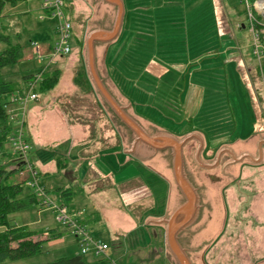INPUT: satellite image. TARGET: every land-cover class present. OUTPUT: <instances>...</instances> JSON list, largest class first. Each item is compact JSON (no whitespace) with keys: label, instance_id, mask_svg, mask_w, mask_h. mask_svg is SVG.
Returning a JSON list of instances; mask_svg holds the SVG:
<instances>
[{"label":"rangeland","instance_id":"obj_1","mask_svg":"<svg viewBox=\"0 0 264 264\" xmlns=\"http://www.w3.org/2000/svg\"><path fill=\"white\" fill-rule=\"evenodd\" d=\"M42 1L19 0L4 6L0 33L22 46V58L0 68V76L15 83L40 68L59 70L56 86L38 92V99L27 107L23 129L29 144L27 161L45 173L38 177L37 185L51 199L59 202L55 189H71L76 194L67 205L69 210L99 215L100 220L90 221L86 230L108 249L98 256L80 254L79 240L69 228L57 224L50 210L34 206L11 214L10 224L35 231L33 240L51 233L59 234L60 240L45 241L40 254L1 264H47L73 256H81L83 264H175L163 246L161 226H154L163 218L157 214L166 200V185L157 178L159 174L170 186L166 210L181 199L171 179L169 153L152 155L156 156L158 175L145 172L142 163L126 160L120 149L139 144L133 145L131 132L97 93L86 69L84 39L102 19L94 17L91 2L86 6L78 0H65L64 12L71 23L69 53L57 55L55 63L47 65L48 47L57 38V21L41 10ZM252 4V0H136L139 7L131 9L134 4L126 3L120 34L106 51L109 63L111 49L116 52L117 87L107 70L105 54L100 48L96 52L94 67L103 86L120 106L127 107V113L145 132L178 137L193 129L192 134L178 139L193 133L198 137L182 147L201 204L196 223L179 235L192 264H264V55H257L264 50V19L260 16L257 21L262 29L255 37L251 31L255 20L249 17ZM32 44L43 50L42 60L32 58ZM80 63L88 81L85 88L74 83ZM19 124L11 123L12 129ZM209 140L215 149L207 150L202 159L201 150ZM260 144L262 158L258 162L244 157L231 163L226 154L215 160L225 147L236 155L247 150L256 159ZM10 145L2 146L0 160L9 164L4 167L10 171L7 182L21 183L25 173L11 171L16 163ZM195 157L212 168L200 169ZM85 159L110 170L112 178L81 186ZM140 184L152 192L151 198L139 189ZM29 193L33 188L23 183L21 196Z\"/></svg>","mask_w":264,"mask_h":264},{"label":"trees","instance_id":"obj_2","mask_svg":"<svg viewBox=\"0 0 264 264\" xmlns=\"http://www.w3.org/2000/svg\"><path fill=\"white\" fill-rule=\"evenodd\" d=\"M17 1L19 0H0V15L6 4L13 5ZM257 21H259L258 17H256L254 21L255 31L262 29L261 25L258 24ZM259 37H263V35L260 34ZM0 43L2 44V48L0 50V68L17 64L22 58V46L19 44H13L10 41L9 36L2 32L0 33ZM114 51L115 50L111 49L110 63L107 60L105 52V64L107 66L108 72L111 75V80L114 82L115 86H119L114 81V74L117 71L115 68L116 65L114 63L116 52ZM261 52L262 55H264V50H261ZM84 71L83 65L80 63L79 69L77 70L74 78V83L81 88H85V86L88 85ZM31 75L32 73L25 76L23 75L21 81L15 83L5 80L3 76H0V157L2 155V146L6 142H9L15 130L12 129L8 120L9 114L6 110L7 101L5 99L9 94L21 89L23 84L25 86ZM119 76L123 78L122 75L119 74ZM58 80L59 70L53 69L50 72L45 71L44 75L42 76V81L39 83L37 92H48L52 90L58 83ZM262 81L264 83V75L262 76ZM191 131H193V129L180 133L177 138ZM210 145L211 142L209 140L206 150H210L211 148L215 149ZM3 162L4 161L0 160V264L6 260H18L40 254L43 252V243L45 241L57 238L59 236L58 234H51L49 237L44 239L33 240V238L37 236L35 231L29 230L25 225L18 226L15 224H10L9 216L13 213L20 212L34 206H38L40 210L43 208L39 206V203L33 193H29L26 196H21L22 184L26 182V177L21 183L10 184L7 182L10 171H5L4 167L9 164L7 162ZM15 163L16 164H12L14 167L11 169V171L19 173L23 171L22 164L20 165V163L16 160ZM58 164L62 165V161L59 160ZM53 194L55 199L59 201V204L67 206L68 203L73 199L76 192L71 189L58 188L53 191ZM91 220L95 222L96 217L91 218ZM79 222L86 228V225L90 222V215L86 216L82 214L79 218ZM47 264H83V259L81 256L61 257Z\"/></svg>","mask_w":264,"mask_h":264},{"label":"built area","instance_id":"obj_3","mask_svg":"<svg viewBox=\"0 0 264 264\" xmlns=\"http://www.w3.org/2000/svg\"><path fill=\"white\" fill-rule=\"evenodd\" d=\"M65 0H43L40 8L47 16L56 19L55 33L56 40L52 47H48L49 51L46 55L49 58L47 65H53L55 63L54 58L57 55H66L69 53L68 39L71 33V23L67 19L65 12ZM253 12H250L249 17L255 20V15H258L264 19V0H254L252 4ZM254 18V19H253ZM253 35L257 37V33L254 29L251 30ZM264 43V42H263ZM262 48L261 45H257ZM32 58L36 60H42L43 50L34 44L30 45ZM262 52H258L260 56ZM45 68H40L32 73L28 81L25 84L24 90L17 95L11 97V100L17 103V115H15L16 121L19 124L15 128L13 135L9 142L12 147V152L15 156V160L22 164L23 171L20 174L25 173V184L33 188V194L37 199L39 206L43 209H48L53 215L54 221L64 227H68L72 236L79 240L80 254L85 255L89 252L98 256L105 254L108 249L106 243L102 240L92 237L87 232L86 228L79 222L83 212H72L67 206L62 205L51 199L41 187L37 185L38 170L27 161V152L29 144L23 134L24 121L27 114V107L29 103L38 99V92L36 88L42 81V74L45 72ZM136 193H133L134 196ZM110 264H115L113 261Z\"/></svg>","mask_w":264,"mask_h":264},{"label":"water","instance_id":"obj_4","mask_svg":"<svg viewBox=\"0 0 264 264\" xmlns=\"http://www.w3.org/2000/svg\"><path fill=\"white\" fill-rule=\"evenodd\" d=\"M120 21L121 13H118L117 19L110 32L92 31L87 35L85 39L86 69L97 93L115 117L131 132L133 145L141 144L151 149L153 152L165 150L170 152L172 157L173 181L183 198V202L174 209L168 217L160 219L157 223L164 226V245L175 264H191L186 255V251L179 244L178 237L180 233L185 231L194 222L198 210L196 190L189 183L184 173L182 162V147L189 139L195 138V136L188 134L182 139H177L166 132L148 135L138 123L126 113L127 107L120 106L103 86L94 67V45L96 43H107L112 41L119 30ZM223 151L227 153L226 150L219 151L215 158L216 161ZM243 158L244 157L234 158L231 156V163L239 162ZM196 163L203 169L212 168V165L202 164L198 162L197 159Z\"/></svg>","mask_w":264,"mask_h":264},{"label":"crops","instance_id":"obj_5","mask_svg":"<svg viewBox=\"0 0 264 264\" xmlns=\"http://www.w3.org/2000/svg\"><path fill=\"white\" fill-rule=\"evenodd\" d=\"M80 1L81 3H83L84 5L87 6V3L88 2H91L90 4L92 5V9L95 11L94 13V17H97V18H100L102 19L101 21H98L100 22L97 26H95V28H93L91 31L89 32H92V31H99V32H110L112 30V27L117 19V16H118V13H121V21H120V27H119V30L115 36V38L110 41V42H107V43H96L94 45V61L95 62V65L97 64V58H96V52H97V49H101V51L103 52V54H105V52L109 49V46L112 45L115 40L117 39V37L119 36L120 34V31H121V26H122V23L124 22V19H125V16L127 15V5L126 3H132V5L134 4V6L131 8V9H134L135 6L136 7H139L138 5H135V2L136 0H78ZM130 9V10H131ZM110 19V20H109ZM109 25L107 24H103L104 22H109ZM102 22V23H101ZM112 22V23H111ZM88 35V34H87ZM87 37V36H86ZM85 37V39H86ZM85 39H84V42H85ZM263 50V49H262ZM101 54V53H100ZM100 60V59H99ZM246 69L244 68V71ZM246 72L248 73V70H246ZM245 75H248V74H245ZM261 75L263 76L264 74L261 72ZM249 78L247 76H245L244 78V81H247ZM247 83V82H246ZM264 86V85H263ZM24 84L23 86L21 87V89H19L18 91H15L13 92L12 94H9L7 97H6V101H7V105H6V110L9 114V117H8V120L10 122V125L11 123H14L16 121V118H15V115H17V103H15L14 101L11 100V97H13L14 95H17L18 93L22 92L24 90ZM117 87V86H116ZM248 87H250V95L251 97L254 99V96H255V93L254 91H252V87L250 85H248ZM30 104V103H29ZM28 111V110H27ZM129 111V110H128ZM126 113H127V110H126ZM128 114V113H127ZM129 115V114H128ZM131 116V115H129ZM132 117V116H131ZM138 117V116H136ZM28 118V112L26 114V117H25V121H24V127L23 129L26 127L27 125V119ZM160 132V131H159ZM147 133V132H146ZM192 134V132H189ZM148 134V133H147ZM169 134V133H168ZM150 135V134H148ZM171 135V134H170ZM193 135L196 137V139H198V137L195 135V133H193ZM173 136V135H171ZM175 138H177L176 136H173ZM27 139V135L25 137ZM178 139V138H177ZM198 142V141H197ZM260 143V142H259ZM9 145H10V142H9ZM11 146V145H10ZM134 147V146H133ZM132 145L129 146V148H121L120 151L127 155V158L126 160H130L131 161H134V162H139V163H142L144 165L143 169H145V172H148V170L151 171L152 174H155L157 173V175L160 173V171L158 169L155 168V164H156V156L152 157V155L155 153L153 152L151 149L139 144L136 146V148H133ZM139 147V149H138ZM10 148V147H9ZM141 148V149H140ZM212 149V148H211ZM261 149H262V144L259 145V149H258V158H252L249 154V152H247V150H244L242 152L239 153V155H236L235 153H233V151L230 149V148H222L221 150H226L227 153H225L224 151L221 153L222 154H226L230 159H231V156L234 157V158H237V157H249L253 162H258L260 161V159L262 158V154H261ZM11 151H12V147H11ZM151 152V154L147 155L146 152ZM211 151V150H209ZM160 152H164V151H160ZM166 153H169V157H170V169H171V179L173 181V176H172V157H171V154L168 150H165ZM13 153V152H12ZM14 155V154H12ZM137 155V156H136ZM107 156V155H106ZM139 156V157H138ZM183 149H182V162H183V166H184V173L186 174V177L189 181V183L192 185V187L196 190V194H197V197H198V210H197V215H196V218L194 220V222L191 224H195L196 221H197V218H198V214H199V211L201 209V204H200V196L198 195L199 194V191H198V187H197V184H195L189 174H188V171L186 169V166H185V161H184V157H183ZM244 159V158H243ZM242 159V160H243ZM194 160V163L197 167H199L196 163V157L193 159ZM14 161H15V158H14ZM148 161H150L151 165H148ZM231 162V160H230ZM4 163V162H3ZM83 165H84V168L86 169V172L82 175V177L80 178L79 182L81 184V186H88V185H92V184H96V183H99L105 179H111L112 178V175H111V171L106 169L104 167H100V166H97L93 160L91 159H85L83 162ZM205 164V163H204ZM142 166V165H141ZM37 170H38V177L39 176H42L43 174H45L44 172H41L37 167H35ZM200 169L202 170H205L201 167H199ZM142 169V170H143ZM156 169V170H155ZM159 172V173H158ZM193 172H195L193 170ZM156 175V174H155ZM160 177L157 176V178H159L160 180H162V182L166 185V194H165V198L167 200V196H168V193H169V188L170 186L168 185L167 181L164 179V178H161L162 177V173L159 174ZM40 180V179H39ZM174 183V181H173ZM174 187L176 188L177 190V195L181 198L179 199L178 201H176L174 204L171 205V207H167V210H166V200H165V203L163 205V211L161 210V212H159L160 214H157V215H161L163 216V218H166L168 217L173 211L174 209H176L182 202H183V198L179 192V190L177 189L175 183H174ZM139 189H142L144 190L145 192H147L148 196L147 198H151L153 196L152 192H150V190L148 189V187L145 185V184H140L139 186ZM137 190L136 188L133 190L132 194L135 193ZM126 194L127 193H124L122 194L123 198L126 197ZM136 199H139V196L135 197ZM210 204H213V201H211ZM164 209H165V212H164ZM72 212H83V210L81 209H71ZM156 216V215H155ZM96 217V220L95 222H98L100 220V217L99 215L96 213V212H93L92 214H90V218H95ZM90 221H92L90 219ZM93 223V222H92ZM190 225V226H191ZM154 226H161L162 228V239H163V246L165 248V245H164V226L161 225V224H154ZM189 226V227H190ZM188 227V228H189ZM184 232V231H183ZM51 234H56L57 233H51ZM182 234V233H181ZM59 235V234H58ZM180 237V236H179ZM178 237V241H179V244L180 246L183 248L182 246V243H181V240L180 238ZM57 239V238H56ZM57 240H60L57 239ZM105 243V242H104ZM166 249V248H165ZM185 249V248H184ZM167 251V250H166ZM190 261V260H189ZM169 262L171 263V259L169 260ZM192 264V263H191Z\"/></svg>","mask_w":264,"mask_h":264},{"label":"flooded vegetation","instance_id":"obj_6","mask_svg":"<svg viewBox=\"0 0 264 264\" xmlns=\"http://www.w3.org/2000/svg\"><path fill=\"white\" fill-rule=\"evenodd\" d=\"M190 141H194V142H195L194 138H191ZM203 147H204V146H203ZM203 147H202V148H203ZM183 149H184V148H183ZM206 152H207L206 148H204V149L201 150V158H202V159L205 158ZM223 155H224V154H222V156H223ZM183 157H184V156H183ZM210 178H212V177L210 176ZM180 234H181V233H180ZM180 234H179V235H180Z\"/></svg>","mask_w":264,"mask_h":264}]
</instances>
